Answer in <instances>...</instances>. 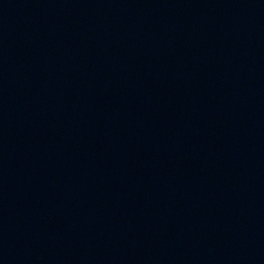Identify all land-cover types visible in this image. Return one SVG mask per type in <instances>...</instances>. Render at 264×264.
Segmentation results:
<instances>
[{
	"label": "water",
	"instance_id": "1",
	"mask_svg": "<svg viewBox=\"0 0 264 264\" xmlns=\"http://www.w3.org/2000/svg\"><path fill=\"white\" fill-rule=\"evenodd\" d=\"M0 264H264V0H0Z\"/></svg>",
	"mask_w": 264,
	"mask_h": 264
}]
</instances>
